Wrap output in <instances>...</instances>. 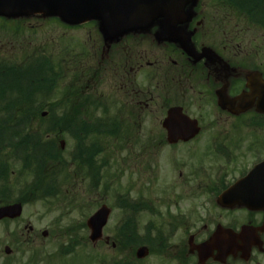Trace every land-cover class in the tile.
I'll use <instances>...</instances> for the list:
<instances>
[{
    "label": "flooded vegetation",
    "instance_id": "flooded-vegetation-1",
    "mask_svg": "<svg viewBox=\"0 0 264 264\" xmlns=\"http://www.w3.org/2000/svg\"><path fill=\"white\" fill-rule=\"evenodd\" d=\"M199 5L201 10L193 12L187 24L193 56L174 42L161 41L157 24L146 32L109 40L93 23L91 30L100 39L96 49L95 42L87 50L76 42L75 73L79 83L86 82L83 88L90 89V101L81 110L93 113L94 119L86 122L89 127L128 126L129 132L133 127L139 130L141 115L150 106L161 110L162 134L154 140L148 137L146 147L154 150V157L164 147L192 145L185 152L187 164L177 169L181 189L204 193L205 205L221 211L219 218L208 215L201 230L189 233L174 251L184 253L190 264H200L217 226L237 236L247 227V241L235 240L234 251L223 263L214 249L205 263L264 264V41H240L235 29L225 34L226 18L240 17L239 0H200ZM208 8L213 12H205ZM84 54H90L91 60L99 58L85 64ZM149 80L151 85L145 88ZM172 108L196 122L194 127L192 122L186 124L187 131L198 129L193 138L168 142L162 124ZM199 138L205 143L199 145ZM105 151L110 153V148ZM194 159L197 164L192 169L189 161ZM232 186L236 189L231 211L221 208L218 198Z\"/></svg>",
    "mask_w": 264,
    "mask_h": 264
},
{
    "label": "rangeland",
    "instance_id": "rangeland-1",
    "mask_svg": "<svg viewBox=\"0 0 264 264\" xmlns=\"http://www.w3.org/2000/svg\"><path fill=\"white\" fill-rule=\"evenodd\" d=\"M245 1L239 0L241 12H245V8H243ZM196 8L198 12L201 10L199 3ZM205 12H213V9L208 8ZM7 20H11L9 25L12 30L19 27L20 32H15L16 36L14 37L6 34L0 28V57H12L18 61L36 49L43 48L45 53L48 52L58 58L63 56L62 52L69 50L70 66H68L66 78L59 83L61 91L57 90L46 98L42 96L44 92L26 91L19 88L16 78L9 72L0 76V118H4L6 112L17 109L16 103L22 104L21 108L25 109L31 100H34V104L40 102L52 104L59 98L56 109H51L48 105V108L54 112L53 119L60 120L61 117V120H68L70 116L62 119L60 115L61 113L66 115L68 111L64 112V110L69 106L72 112L78 114L81 108L86 107L90 101V89L83 88L86 82L79 83L75 73V52L79 49L76 47V42L79 40V45L84 50L93 46L95 42L96 49V45L100 44V39L91 30L90 26L93 23L62 28L64 25L61 22L52 21L48 17ZM225 21L222 26L225 34L231 33L235 29L240 41H264V30L255 24L249 25L244 17L237 18L234 15L233 19L226 18ZM89 56L90 54L83 55L82 60L85 64L91 62L93 64L99 58L98 55L96 60L95 58L91 60ZM44 74L49 75L48 73ZM48 79H51V76ZM4 80L7 83H4ZM147 85H151L150 80L145 88ZM44 87L47 88L48 83H45ZM73 88L77 89L76 93H72ZM14 98L15 100L12 102ZM117 98L120 97H116V103L120 104ZM28 111V114L33 113L32 110ZM191 112L194 116L198 115L195 109ZM161 115V110L150 106L141 115L142 124L139 130L133 127L129 132L127 126V134L123 135L128 138L127 140L111 139L103 142L110 148V153L106 154L108 157L106 166L100 168L96 189L91 187V179L80 173L85 167L87 158L85 153V156L80 160L73 159L75 165H70L69 170L72 175L66 181L60 180V192L56 196L44 197L43 200H40L38 190H34V200L23 206L20 219L0 222V264H100L101 260L109 262L110 257L119 256V252L111 247L112 239L117 237L114 234L124 214L116 206L117 197L123 196L129 191H131L130 196L133 199L142 197L143 200H148L156 212L151 214L144 207L136 208L134 211L129 205L127 206L130 208L125 210L135 216L134 219L131 217L126 223L125 231L128 236L139 242H145L150 238L156 241L151 242L153 252H150L141 264H190L189 260H185L184 256L180 252H175L174 249L180 246L181 240L186 239L189 233L199 232L208 215L212 214L219 218L221 211L218 208H209L205 205L203 199L206 195L204 196V193L185 192L181 189L177 169L180 170L184 164H187L184 160L185 152L192 145L176 150L164 147L159 156L152 157L154 150L150 146L146 147L149 144L147 138L150 137L154 140L155 137L162 134L161 127H159ZM48 118L49 116L42 117L39 114L31 119L30 124L44 126ZM68 125L72 128L64 129V123L56 127V132L63 130L61 140L65 142L63 151L64 158L67 160L71 158L78 139L82 138L85 131L83 126L74 123L73 120ZM48 134L50 135V131ZM199 139V141L197 140L199 145L205 143L204 138ZM89 146L90 143L87 140L78 149L85 152ZM142 149H145L143 153ZM174 157L180 161H173ZM103 158V155L96 158V164H100V160ZM189 162L193 166L191 168L195 169L197 161L194 159ZM141 164L144 165L143 169H141ZM8 167L9 170H12V174L9 176L11 189L0 193V203H10L20 197L25 189V184L32 179V174L28 176H25L24 173L23 176L18 174L20 165L17 162L8 161ZM142 170L144 171L143 176ZM0 185H2L1 181ZM102 204L111 209L108 223L103 230V237H109L110 241L105 244L102 240L96 245H92L88 241L89 231L85 223L87 218ZM128 213L126 214L128 215ZM178 217H183L185 223L178 225L171 232L172 227L169 223L174 224L172 223L173 219ZM151 223L154 224V227L146 229ZM29 227L33 229L31 232L28 231ZM43 232H47V235L43 236ZM122 232L124 233V227ZM75 236L79 243L75 252L67 256L60 255L61 246H66ZM5 246L11 250L8 256L3 252ZM165 246H170V249L164 251ZM180 248L182 249V247ZM127 249L133 250L134 248L127 246Z\"/></svg>",
    "mask_w": 264,
    "mask_h": 264
},
{
    "label": "water",
    "instance_id": "water-1",
    "mask_svg": "<svg viewBox=\"0 0 264 264\" xmlns=\"http://www.w3.org/2000/svg\"><path fill=\"white\" fill-rule=\"evenodd\" d=\"M196 3L197 0H0V16L17 17L42 13L57 15L61 21L71 25L96 20L99 22L101 32L110 37L120 36L129 31L147 30L160 19L159 34L164 33L163 39L175 41L171 34L184 31V28H177V26L187 23L189 13L192 12ZM177 42L183 50L192 54L189 37ZM179 112L177 109L169 112V118L165 121V127L169 132L168 141L171 143L176 141L177 137L175 138L170 131L175 129L167 127V123L180 120ZM229 193L231 191L220 198L222 206L231 207L232 195L228 197ZM21 212L20 204L1 207L0 220L16 219ZM108 214L109 210L102 207L87 221L92 242L101 238V229L106 224ZM234 238L229 231H218L212 244L220 253H229L232 250L231 243ZM5 252L8 254L9 249L5 248ZM145 255H147L146 248L139 249L137 256L142 258Z\"/></svg>",
    "mask_w": 264,
    "mask_h": 264
},
{
    "label": "trees",
    "instance_id": "trees-1",
    "mask_svg": "<svg viewBox=\"0 0 264 264\" xmlns=\"http://www.w3.org/2000/svg\"><path fill=\"white\" fill-rule=\"evenodd\" d=\"M243 8H245L244 13L250 19L264 25V0H246ZM9 70L16 78L18 85L26 91L47 93L49 91L44 87V84L48 83V86H55L57 83V80L48 79L49 76L52 77L53 72L42 71L41 65L30 66L23 74L14 73L13 69ZM44 73L49 75L46 76ZM14 100L15 98L12 102ZM30 104L31 107L26 106L25 109H22L23 105L16 103L17 109L6 112L5 117L0 118V181L2 182L0 193L8 188L6 184L7 170L9 169L8 159H12L14 154L19 155L18 159L22 169L30 172L35 178L30 187L31 191L39 190L41 195L45 192L56 195L59 192L57 181L62 175L61 170L64 169V173L70 172V166L69 168L68 165L65 166L62 153L58 147V141L61 139L63 130L56 132V127L64 123V129H71L72 127L68 123L71 120L74 121L77 114L69 110L66 115L63 113L60 115L62 119L70 116L68 120H61V117L60 120H55L52 118L54 116L52 111L49 113L46 125L33 126L30 124L31 119L38 116L45 106L42 103L34 104L32 100ZM28 110H32L33 113L28 114ZM81 115L83 114L81 113ZM49 131L50 135L48 134ZM82 139L78 141L81 143ZM71 163H75V160ZM116 242L120 248L122 241L116 240Z\"/></svg>",
    "mask_w": 264,
    "mask_h": 264
}]
</instances>
